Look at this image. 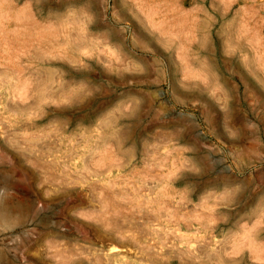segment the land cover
I'll use <instances>...</instances> for the list:
<instances>
[{"label":"rangeland","instance_id":"374dc122","mask_svg":"<svg viewBox=\"0 0 264 264\" xmlns=\"http://www.w3.org/2000/svg\"><path fill=\"white\" fill-rule=\"evenodd\" d=\"M0 264H264V0H0Z\"/></svg>","mask_w":264,"mask_h":264},{"label":"bare ground","instance_id":"6f19581e","mask_svg":"<svg viewBox=\"0 0 264 264\" xmlns=\"http://www.w3.org/2000/svg\"><path fill=\"white\" fill-rule=\"evenodd\" d=\"M263 216V215H262ZM260 217V216H259Z\"/></svg>","mask_w":264,"mask_h":264}]
</instances>
